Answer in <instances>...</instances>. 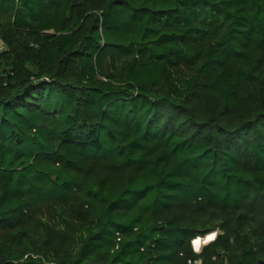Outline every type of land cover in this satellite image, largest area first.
I'll list each match as a JSON object with an SVG mask.
<instances>
[{
    "label": "trees",
    "instance_id": "obj_1",
    "mask_svg": "<svg viewBox=\"0 0 264 264\" xmlns=\"http://www.w3.org/2000/svg\"><path fill=\"white\" fill-rule=\"evenodd\" d=\"M197 259L264 264V0H0V264Z\"/></svg>",
    "mask_w": 264,
    "mask_h": 264
},
{
    "label": "water",
    "instance_id": "obj_2",
    "mask_svg": "<svg viewBox=\"0 0 264 264\" xmlns=\"http://www.w3.org/2000/svg\"><path fill=\"white\" fill-rule=\"evenodd\" d=\"M217 233H218V231H212V232L208 233L206 236H209V235L213 234V238H212L210 241H208L207 243H209V242H211L212 240H214V239L217 237ZM201 237H202V236H198V237H196V238L193 240V246H194V249H195L196 251L201 250V246L197 248V247L195 246L194 242H195L196 240L200 239ZM258 264H262V261H260Z\"/></svg>",
    "mask_w": 264,
    "mask_h": 264
},
{
    "label": "bare ground",
    "instance_id": "obj_3",
    "mask_svg": "<svg viewBox=\"0 0 264 264\" xmlns=\"http://www.w3.org/2000/svg\"><path fill=\"white\" fill-rule=\"evenodd\" d=\"M212 238H213V234L209 235V236L204 240V243H207V242L210 241ZM203 239H204V238L201 237L200 239L196 240V243L194 242L197 248L200 247V246H198V244H199V240H203Z\"/></svg>",
    "mask_w": 264,
    "mask_h": 264
},
{
    "label": "rangeland",
    "instance_id": "obj_4",
    "mask_svg": "<svg viewBox=\"0 0 264 264\" xmlns=\"http://www.w3.org/2000/svg\"><path fill=\"white\" fill-rule=\"evenodd\" d=\"M218 234V233H217ZM208 236H204L203 238V240H199V244H198V246H201V249H202V247L205 245V244H207V243H204V240L207 238ZM195 243H196V241H195ZM194 243V244H195ZM196 246V245H195ZM200 251V250H199Z\"/></svg>",
    "mask_w": 264,
    "mask_h": 264
},
{
    "label": "built area",
    "instance_id": "obj_5",
    "mask_svg": "<svg viewBox=\"0 0 264 264\" xmlns=\"http://www.w3.org/2000/svg\"><path fill=\"white\" fill-rule=\"evenodd\" d=\"M200 259H197L195 262H194V264H200Z\"/></svg>",
    "mask_w": 264,
    "mask_h": 264
}]
</instances>
